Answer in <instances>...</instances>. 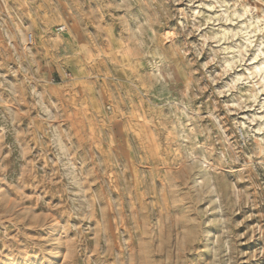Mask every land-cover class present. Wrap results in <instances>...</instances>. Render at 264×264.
I'll list each match as a JSON object with an SVG mask.
<instances>
[{
    "label": "clouds",
    "instance_id": "clouds-1",
    "mask_svg": "<svg viewBox=\"0 0 264 264\" xmlns=\"http://www.w3.org/2000/svg\"><path fill=\"white\" fill-rule=\"evenodd\" d=\"M105 64L119 87L77 107ZM0 226L72 264L264 257V0H0Z\"/></svg>",
    "mask_w": 264,
    "mask_h": 264
},
{
    "label": "rangeland",
    "instance_id": "rangeland-1",
    "mask_svg": "<svg viewBox=\"0 0 264 264\" xmlns=\"http://www.w3.org/2000/svg\"><path fill=\"white\" fill-rule=\"evenodd\" d=\"M183 6V5H181ZM59 27V25H53L52 31L55 32L56 29ZM90 28H94V25H90ZM75 34L65 32L64 37L62 39H68L71 40L73 39V36ZM43 39V37L41 38ZM52 39H55V37H52ZM76 39H79L76 37ZM46 48V46H45ZM35 51V49H33ZM96 72L100 74L101 77L107 76V79L100 78L97 80V77L93 75L91 79L89 80H84L80 81L76 84L73 85V90L71 93L65 92V95H71L72 96V103L76 104L77 107H79V104L76 102L79 100H87L88 102H92L96 99V97L101 98V104L103 103V100L105 98L110 99L112 95L114 94V90L119 87V85L116 83L117 80H119L122 76V73H116L112 67L109 65L105 64L102 66H99L96 69ZM72 73L71 72H66L62 76L59 71L57 72L54 80V84L59 86H62L64 77H71ZM115 77V79H113ZM93 81H96V83H93ZM102 89V91H101ZM55 98L53 99V103H55ZM87 107V103L84 105ZM24 112H27V108L22 109ZM101 109H98L100 111ZM121 114L129 121H135V120H140L143 117L138 114V113H133L131 111H125L124 108L120 109ZM32 115L34 116L35 113L33 112ZM247 115V113H241V119ZM29 121L25 120V123L21 125L22 129H26L27 124ZM126 127V125L122 122H116L113 124V132L117 134L123 133V129ZM20 129H18L19 131ZM126 137L125 143L129 147V149L132 148L131 140L127 139V137L131 136L132 133H123ZM12 138L8 137L5 140V144H10ZM9 149L7 147L4 148V154L7 156L8 155ZM40 149H35L33 155H37L39 153ZM51 157L49 156V159ZM12 156H8V160H12ZM28 159H32V156H29ZM36 166L37 167H43L46 170H49L46 165V161L44 159H38L36 161ZM15 167V165H13ZM143 167V166H142ZM11 170V169H10ZM158 183V182H157ZM93 191L96 190L97 184L93 183L91 185ZM117 190H114V193ZM25 194L28 195L29 197L32 196L33 190L31 189H26ZM123 219V218H121ZM237 219H243L242 216H238ZM8 222L6 221L5 224ZM82 223L84 226H89V225H95L96 221L95 219L88 220V219H83ZM113 223H115V220H113ZM127 222H125L126 225ZM255 223L254 220L251 221H245L243 225L238 229L240 233H244L248 227H251ZM3 226H0V236L3 235ZM37 231H40L38 229H30L29 232L32 234H35ZM120 232H124L125 228H120L118 229ZM16 230L12 229L11 231L8 232V235L10 237L15 236ZM73 237L75 236V233H72ZM127 239V237H126ZM246 239V237H245ZM6 244H8L7 247H5L4 244H0V264H72V257L70 256V253L67 249L66 246H62V252L61 255L57 256L54 254L53 248L51 245L45 246L43 250L41 249L40 246L38 245H33L31 241L25 242L23 237H21V243L18 245H12L11 242L6 241ZM257 244L258 242L253 239L252 241L248 242L247 244L241 243L240 247L242 250H245L246 252H253L257 251ZM91 248L93 249V255H92V260L96 262V264H108V262L111 260V257L108 255H97L96 252L98 251V246L96 243L93 241L91 242ZM260 260H264V257H260L259 259H253L249 261V264H260Z\"/></svg>",
    "mask_w": 264,
    "mask_h": 264
}]
</instances>
